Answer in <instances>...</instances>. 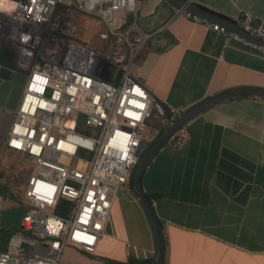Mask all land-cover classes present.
I'll return each instance as SVG.
<instances>
[{
  "label": "crops",
  "instance_id": "1",
  "mask_svg": "<svg viewBox=\"0 0 264 264\" xmlns=\"http://www.w3.org/2000/svg\"><path fill=\"white\" fill-rule=\"evenodd\" d=\"M191 1L234 22L245 11L255 23L264 21V0ZM10 6L0 0V8ZM180 8L171 0H141L139 30L132 36L141 32L151 36L130 49L126 69L121 66L122 73L127 71L157 100L154 106L162 103L182 113L234 87L264 88V51L177 14ZM94 21L99 32L106 30L96 17L88 28L96 25ZM211 21L235 30L220 19ZM1 67L11 73L0 74V226L10 227L21 224L27 210L24 192L32 176L21 180L22 169L15 165L27 157L32 162L31 157L7 146L29 71L13 58L2 36ZM116 71V66L109 67L112 77ZM122 73L118 69V76ZM178 132L148 166L142 181L154 196L163 224L165 264H264V99L225 100ZM151 135L146 134L145 143ZM13 164V172L7 173ZM156 258L153 225L128 185L119 190L95 251L69 244L61 263L156 264Z\"/></svg>",
  "mask_w": 264,
  "mask_h": 264
},
{
  "label": "built area",
  "instance_id": "2",
  "mask_svg": "<svg viewBox=\"0 0 264 264\" xmlns=\"http://www.w3.org/2000/svg\"><path fill=\"white\" fill-rule=\"evenodd\" d=\"M5 2L12 6L0 8V36L13 58L29 71L7 146L27 153L35 173L24 192L27 210L21 225L28 233L11 237L8 249L0 251V264H62L69 244L95 251L118 192L129 185L139 162L137 148L145 142L143 133L157 102L127 71L118 76L119 67L111 80L86 71L101 66L73 49L74 44L84 45L74 40L80 30L76 17L90 15L104 23L106 30L98 33V39L109 42L105 55L123 69L126 56L114 51L111 36H121L133 51L151 34L132 36L139 30L141 0ZM58 4L65 10H57ZM177 14L264 51L263 45L224 25L183 8ZM235 23L264 40V21L255 23L249 11ZM58 48L66 51L65 61L49 52ZM170 112L165 124L181 114L177 108ZM58 207L63 214L56 212Z\"/></svg>",
  "mask_w": 264,
  "mask_h": 264
},
{
  "label": "water",
  "instance_id": "3",
  "mask_svg": "<svg viewBox=\"0 0 264 264\" xmlns=\"http://www.w3.org/2000/svg\"><path fill=\"white\" fill-rule=\"evenodd\" d=\"M176 3L179 7L193 13L196 15H200L206 19H220L222 23L232 25L236 32L240 33L244 37L251 39L261 45L264 46V40L260 38H256L250 35L247 31L236 26L235 22L227 19L225 17L219 16L203 7H200L198 4L193 3L191 0H171ZM210 17V18H209ZM212 18V19H211ZM227 27V26H226ZM229 28V27H228ZM230 29V28H229ZM74 50H79L83 52L87 57L95 60L101 66L100 70H86L87 72L95 75L96 77L111 80L112 76L109 72L110 66H118L113 63V61L107 57V55L93 50L92 48L80 44H74ZM68 64L77 67L71 60L68 61ZM11 71L6 67H1L0 74L3 77H8ZM239 96H252V97H259L264 99V88L255 87V86H240L234 87L232 89L222 91L217 93L207 99L193 105L189 109L183 111L172 123L168 125L162 135L154 142V144L146 150L147 143L141 141L137 148V156L140 158L138 166L135 170L133 176V186L134 192L136 193L138 199L140 200L141 204L145 208L151 223L153 225L156 239H157V258L156 264H165V256H166V242L165 236L163 232V224L161 219L159 218L157 211L155 209V205L153 200L148 196L146 190L143 187V176L151 164V162L155 159V157L159 154V152L163 149V147L170 141L174 135L181 130L190 120H192L197 115L201 114L206 109L223 102L225 100L239 97ZM157 106L161 108V105L157 104Z\"/></svg>",
  "mask_w": 264,
  "mask_h": 264
},
{
  "label": "trees",
  "instance_id": "4",
  "mask_svg": "<svg viewBox=\"0 0 264 264\" xmlns=\"http://www.w3.org/2000/svg\"><path fill=\"white\" fill-rule=\"evenodd\" d=\"M57 10H65V6L62 4H58ZM0 17H3L2 14H0ZM111 43H112V46H113V49L115 52L122 53L125 56L128 55V53H129L128 46L126 45L124 39L121 36L112 35L111 36ZM121 66L122 65H118L120 73H122ZM160 105H161L162 109H160L158 106L153 107L151 116L147 121V127H151L153 129H156L157 133L151 141L146 142L147 143L146 150H148L154 144V142L162 135V133L165 131V129L170 124V123L165 124L162 121V120L169 119L171 117L170 109L167 108L162 103H160ZM81 132L87 133V131H81ZM139 161H140V158H139ZM138 163L133 168L132 173H131V177H130V181H129V187L133 191H134L133 176H134L135 170L138 166ZM147 194L153 200V198H154L153 194L150 192H147ZM65 203L68 204V201L67 202L65 201ZM56 212L59 214H63V209L61 207H58L56 209ZM23 232L28 233V231H25L23 229V226L21 224L13 225L10 227L0 226V251H4V250L8 249L9 241L15 233H23ZM115 264H120V263H115ZM126 264H148V262L147 261H137V260L134 261V260H132Z\"/></svg>",
  "mask_w": 264,
  "mask_h": 264
},
{
  "label": "rangeland",
  "instance_id": "5",
  "mask_svg": "<svg viewBox=\"0 0 264 264\" xmlns=\"http://www.w3.org/2000/svg\"><path fill=\"white\" fill-rule=\"evenodd\" d=\"M93 18H94L93 16L82 15V14L76 17L75 22L80 30L78 32L79 37L74 40L92 48L93 50L106 54L109 51V42L100 44V41L98 39V33H99V28L97 26L98 22L94 21L96 25L88 28V23L91 22ZM49 52L54 54L57 60L62 58V60L65 61V57L67 56L66 51H64L63 48L54 49ZM162 121L163 123L166 122V120H162ZM149 133L152 134L151 138L149 137L151 140L154 137V135H156L157 132H154V129H152L151 127H147V130H145V132L143 133V137H145L146 134H149ZM15 165H19L20 168L22 169L21 174H20L21 180H24V178L28 179L29 176L35 173V166L34 164H32V162L30 161V158L28 157L26 159H23L22 161H17V162L15 161ZM13 169H14V164L13 166L12 165L9 166V170H7V173L9 171L13 172ZM7 173L5 172V174Z\"/></svg>",
  "mask_w": 264,
  "mask_h": 264
},
{
  "label": "clouds",
  "instance_id": "6",
  "mask_svg": "<svg viewBox=\"0 0 264 264\" xmlns=\"http://www.w3.org/2000/svg\"><path fill=\"white\" fill-rule=\"evenodd\" d=\"M37 79H39V77ZM29 99H31V98H29Z\"/></svg>",
  "mask_w": 264,
  "mask_h": 264
}]
</instances>
